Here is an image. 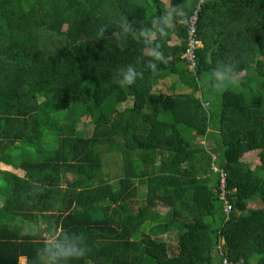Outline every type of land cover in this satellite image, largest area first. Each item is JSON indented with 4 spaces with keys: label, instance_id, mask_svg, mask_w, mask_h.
I'll list each match as a JSON object with an SVG mask.
<instances>
[{
    "label": "trees",
    "instance_id": "1",
    "mask_svg": "<svg viewBox=\"0 0 264 264\" xmlns=\"http://www.w3.org/2000/svg\"><path fill=\"white\" fill-rule=\"evenodd\" d=\"M200 2L0 0V264H213L221 239L229 261L264 264V0H203L194 73ZM167 75L188 92L165 94Z\"/></svg>",
    "mask_w": 264,
    "mask_h": 264
},
{
    "label": "built area",
    "instance_id": "2",
    "mask_svg": "<svg viewBox=\"0 0 264 264\" xmlns=\"http://www.w3.org/2000/svg\"><path fill=\"white\" fill-rule=\"evenodd\" d=\"M197 4L195 7L192 15L189 17L188 21L185 23L186 25V46L185 51L182 54V59L187 64V69L191 72L196 71L197 68V60H196V52L197 50L202 47L201 42L198 39V16L200 12V5ZM212 171L215 173L219 178V184L217 186L219 192V201L223 205V213L226 217L230 216L232 212V205L229 203L227 199L228 190H227V177L228 173L224 169H220L214 165H212ZM224 242L221 239L220 244L218 245L217 249L219 250V256L221 259V264H243L242 261L233 263L229 261L222 249Z\"/></svg>",
    "mask_w": 264,
    "mask_h": 264
},
{
    "label": "rangeland",
    "instance_id": "3",
    "mask_svg": "<svg viewBox=\"0 0 264 264\" xmlns=\"http://www.w3.org/2000/svg\"><path fill=\"white\" fill-rule=\"evenodd\" d=\"M162 2L165 4V6H169V0H162ZM157 86L161 89H163V91L165 92V94H171V93H184L187 91V87L182 84V82L179 80V77L178 76H175V75H167V76H164L163 79H160L158 82H157ZM188 92V91H187ZM208 98V97H207ZM208 99H212L211 101V108H216V105H218L219 101L218 99L216 98H213V97H209ZM131 106V103L128 102L127 105L125 106V108H128ZM205 107H208L206 104H205ZM123 109V107H121V110ZM90 126V125H88ZM86 130V136L87 137H90L91 134H92V131L90 130L89 127H85ZM180 133L187 139H189L192 135H193V132L187 128H184L182 126H179L178 127ZM79 131H81V128H79ZM207 149H212L214 148V142L211 141V142H208L207 143ZM103 172L110 175L112 177V179L114 178L115 174L117 173V166L116 165H119L117 159H111V157H109V159H107L108 157L106 156H103ZM220 161H221V158L218 157V160L217 162H215L216 165H218V163L220 164ZM144 189V187H139V190L142 191ZM254 207L255 208H260L261 207V203L260 202H255L254 204ZM131 208L132 210H137L138 206L136 204H132L131 205ZM158 212L161 214V215H164L167 211L166 208L164 207H158L157 208ZM35 230L33 229H25L24 230V233L26 234H32ZM176 235V238H177V235L178 233L175 234ZM176 241V239H175ZM167 242H169L170 245L172 246H175L176 245V242L174 241H170L168 240ZM22 259V258H21ZM19 260V264H26L24 260ZM219 261L217 259L214 260V263L213 264H217Z\"/></svg>",
    "mask_w": 264,
    "mask_h": 264
},
{
    "label": "clouds",
    "instance_id": "4",
    "mask_svg": "<svg viewBox=\"0 0 264 264\" xmlns=\"http://www.w3.org/2000/svg\"><path fill=\"white\" fill-rule=\"evenodd\" d=\"M203 3V0H201V4ZM181 8L183 6H180ZM182 16L187 17L188 13L185 11H181L180 13ZM173 18V14L171 12L165 13L164 14V19H165V24H168L170 22V19ZM152 55L154 57H159L162 55V53L157 52L155 49L152 51ZM152 68L155 69L156 65L152 63ZM137 72L133 69L132 66H127L124 70H122V78L120 80V85H132L136 82L137 79ZM216 77L218 80L223 81L226 79V77L221 74V73H215ZM59 247V246H58ZM59 251L66 255V256H71V255H83V252H81L79 249L68 247V248H59Z\"/></svg>",
    "mask_w": 264,
    "mask_h": 264
},
{
    "label": "crops",
    "instance_id": "5",
    "mask_svg": "<svg viewBox=\"0 0 264 264\" xmlns=\"http://www.w3.org/2000/svg\"><path fill=\"white\" fill-rule=\"evenodd\" d=\"M174 44H176V45L179 44V41H178V40L174 41ZM163 77H164V76H163ZM163 77L159 78V80H160V79H163ZM159 80H158V81H159ZM21 260H24V261H25L24 258H22ZM217 260L219 261L217 264H221V261H220L219 259H217Z\"/></svg>",
    "mask_w": 264,
    "mask_h": 264
}]
</instances>
